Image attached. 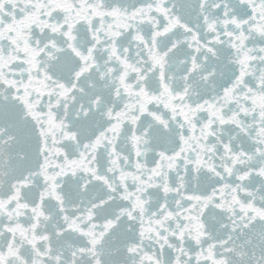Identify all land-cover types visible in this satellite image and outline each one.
<instances>
[{
    "label": "water",
    "instance_id": "95a60500",
    "mask_svg": "<svg viewBox=\"0 0 264 264\" xmlns=\"http://www.w3.org/2000/svg\"><path fill=\"white\" fill-rule=\"evenodd\" d=\"M0 264H264V0H0Z\"/></svg>",
    "mask_w": 264,
    "mask_h": 264
}]
</instances>
